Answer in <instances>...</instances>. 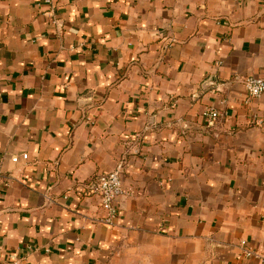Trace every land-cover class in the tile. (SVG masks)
<instances>
[{"label": "crops", "instance_id": "crops-1", "mask_svg": "<svg viewBox=\"0 0 264 264\" xmlns=\"http://www.w3.org/2000/svg\"><path fill=\"white\" fill-rule=\"evenodd\" d=\"M251 74L264 0H0V264H264Z\"/></svg>", "mask_w": 264, "mask_h": 264}, {"label": "built area", "instance_id": "built-area-1", "mask_svg": "<svg viewBox=\"0 0 264 264\" xmlns=\"http://www.w3.org/2000/svg\"><path fill=\"white\" fill-rule=\"evenodd\" d=\"M38 5L48 4L52 5L53 0H35ZM243 84L246 90L248 98L258 97L264 93V77L258 75H248L244 78ZM201 116L209 123L213 124L220 116L222 112L215 107H206L201 112ZM23 158H27L26 153H22ZM18 155L11 157L13 162L18 161ZM124 164L118 163L117 167L108 172L97 175L95 183L93 185L94 192L98 195L100 200V209L102 215L96 220L106 225H113L116 221L118 209L116 206V200L122 194L125 193L122 181ZM244 241L241 242L243 244ZM247 255L251 253L246 251Z\"/></svg>", "mask_w": 264, "mask_h": 264}]
</instances>
